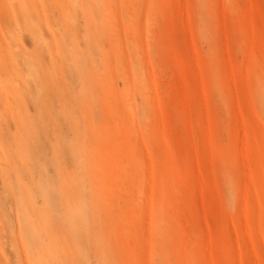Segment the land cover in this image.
Listing matches in <instances>:
<instances>
[{"label":"rangeland","instance_id":"obj_1","mask_svg":"<svg viewBox=\"0 0 264 264\" xmlns=\"http://www.w3.org/2000/svg\"><path fill=\"white\" fill-rule=\"evenodd\" d=\"M0 264H264V0H0Z\"/></svg>","mask_w":264,"mask_h":264},{"label":"bare ground","instance_id":"obj_2","mask_svg":"<svg viewBox=\"0 0 264 264\" xmlns=\"http://www.w3.org/2000/svg\"><path fill=\"white\" fill-rule=\"evenodd\" d=\"M134 106V105H133Z\"/></svg>","mask_w":264,"mask_h":264}]
</instances>
